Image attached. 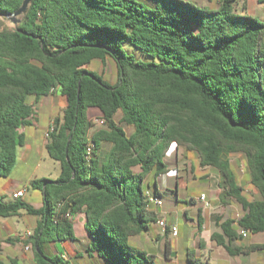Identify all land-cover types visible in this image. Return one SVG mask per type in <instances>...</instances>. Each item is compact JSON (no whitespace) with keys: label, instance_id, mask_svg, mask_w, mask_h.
I'll list each match as a JSON object with an SVG mask.
<instances>
[{"label":"trees","instance_id":"trees-1","mask_svg":"<svg viewBox=\"0 0 264 264\" xmlns=\"http://www.w3.org/2000/svg\"><path fill=\"white\" fill-rule=\"evenodd\" d=\"M216 1L208 9L185 0H32L22 22L0 32V178L10 175L25 143L19 130L33 116L28 99L56 90L66 99L45 147L59 175L31 182L42 205L0 197V218L22 211L40 217L24 241L35 264H69L43 250L46 241L75 240L65 212L84 214L85 252L100 264H156L131 241L139 245L137 238L158 221L150 195L162 196L157 179L169 172L165 155L172 146L214 169L217 202L242 210L236 221L219 219L220 232L210 240L230 256L264 250L233 246L242 239L235 224L264 234V22L240 0ZM21 3L0 0V17ZM124 45L151 60H136ZM93 61L109 62L116 81L91 70ZM92 110L104 126L90 134ZM232 154L244 157L255 200L244 195ZM202 225L198 211V232ZM186 257L188 264H208L194 251Z\"/></svg>","mask_w":264,"mask_h":264},{"label":"crops","instance_id":"crops-1","mask_svg":"<svg viewBox=\"0 0 264 264\" xmlns=\"http://www.w3.org/2000/svg\"><path fill=\"white\" fill-rule=\"evenodd\" d=\"M193 3L197 7L200 8H210V9H215L218 7V2L216 0H185ZM240 6H243L245 9V12L254 17L258 18V20L264 22V0H240ZM28 104L32 105L33 108V116L28 119L29 121V126L22 127L19 132L23 133L25 136V143L23 146H20L17 148L16 151V163L14 165V168L12 169L11 173L18 170L19 167H27L30 163L31 160L33 159L34 155L41 154L46 152V144H47V139L45 138V133L47 129L49 128L50 124L55 121L57 118H60L62 116V111L66 106V99L63 95H61L57 90L49 95H46L42 98H40L37 102H34L33 98H31L28 101ZM47 107L50 108L52 112H50V116L47 120V126L42 130L41 132L39 131L40 127V116H39V110L40 107ZM56 108L58 110L57 115H53V109ZM96 115L95 111H90L89 116L90 119L92 120V116ZM98 116V114H97ZM47 154V152H46ZM48 155V154H47ZM170 156H174L176 161H180V159L184 156L186 158L184 151L182 149H176L175 146H172L168 152L165 155V159H167ZM50 158V157H49ZM58 164V163H57ZM198 165L195 163L191 165L188 169L186 168L185 161L180 163V165L176 166L174 170V176L176 178V188L174 191V201H175V206L177 205V199H178V192L177 188L181 186H185V181H198L199 178H202L204 176L207 177L209 173L208 168H201V171H206L204 172L201 176H197L196 172V167ZM183 167V168H182ZM60 172V169H59ZM10 173V175H11ZM33 173V172H32ZM170 173V168L169 172ZM9 175V176H10ZM59 175V174H58ZM58 175L54 178L56 179ZM32 174L29 176H26V183L24 188H20L19 186L21 182L17 183H11L7 182L3 185L2 191L4 198L3 201L9 202L13 201L14 199L12 198V195L18 191H27V186L28 184H31L32 182ZM161 177V176H160ZM159 177V178H160ZM158 178V179H159ZM34 179H37L35 177ZM33 179V180H34ZM51 179V180H54ZM157 179V182H158ZM13 182V180H11ZM199 182H203L202 180ZM158 184V183H157ZM158 191L161 193L159 190V185H158ZM215 192V193H214ZM24 195L20 198L22 199ZM162 195V193H161ZM201 195H204V200H201L200 197ZM163 196V195H162ZM162 196L160 197V200L162 199ZM218 199V189L216 191H213L210 187V189L206 192L201 191L199 194H195V196L191 199L189 204H186V208L180 210V209H174V210H169L165 209L162 210V208L156 207L157 213H158V220L161 218L165 219V223L167 224L168 227H170L171 224H177V219H178V214H181L183 217L184 221H188V216H187V211H190L191 209L201 211V221L203 222L202 225V230L201 232H198L197 230V218L195 219L196 222L191 220L190 222L192 223V234H193V248H191L188 251H194L196 256H199L204 258V253L208 256L209 259L211 258H218V257H223L225 255L221 254L219 250H224L222 247L216 245L214 242L210 240V236L212 233H218L220 232L218 230V220L221 219L223 220L224 218L222 215L218 216V205L213 206L212 202L213 200ZM23 200V199H22ZM24 201V200H23ZM26 202V201H25ZM162 202V200H161ZM218 203V202H217ZM30 204V203H29ZM34 206L33 204H31ZM42 203L39 206H34L36 208L40 207ZM207 205V206H206ZM162 206V205H161ZM160 206V207H161ZM182 211V213H181ZM215 211V212H214ZM21 213V212H20ZM25 216L23 217V222L25 223V229L24 232L20 233L17 232L15 229V226L13 223L10 222V217L9 218H0V255L2 260L5 263H9L10 261H13L14 264H35L33 260L31 259L32 252L29 250L27 251L25 249V245H27L24 241L29 237L26 236V234L32 235L37 223L40 220V217L36 216H30V215H23L20 214L19 216ZM18 216V215H17ZM73 221H72V230L74 233V241H46L43 244V250L44 253L49 256H59L61 257L65 262L70 263V261L74 258H76L78 255L82 254L80 250H78L77 245L75 244V241L78 242V239L85 245L82 246V248H86L88 243H89V236L85 230L84 224H85V217L83 213H77L73 216ZM16 218V217H15ZM158 224V223H157ZM178 225V224H177ZM159 226V225H158ZM161 229V227L159 226ZM170 231V229H169ZM157 235L154 237L152 240V244L154 246H159L160 243L164 242V250L162 251L161 249L157 248L156 250L151 248L152 244L147 245L145 248L143 247L148 253L152 254L155 256V259H158L160 261L166 262V264H173L174 263V257H176V254L173 253V249L171 247V241H170V236L167 235L165 237L164 231L163 235L160 233H156ZM180 236L179 228H178V234L176 238ZM249 236V235H248ZM247 236V237H248ZM6 239H17L15 242H5ZM164 240V241H163ZM166 242H169V251L168 253L166 252ZM202 243L203 247L200 246ZM249 247V246H248ZM83 248V250H84ZM155 250V251H154ZM14 251H19L21 255H16ZM186 252V253H187ZM224 252H226L224 250ZM87 254V253H86ZM226 254H228L226 252ZM243 254H240L241 256ZM249 255V254H248ZM229 257H232L235 259V263L232 262V264H242L240 261V258L238 255L236 256H230L229 254L227 255ZM187 258V257H186ZM208 259V260H209ZM204 261L208 262L207 259ZM187 263V259H186ZM188 264V263H187ZM248 264H260V262H249Z\"/></svg>","mask_w":264,"mask_h":264},{"label":"rangeland","instance_id":"rangeland-1","mask_svg":"<svg viewBox=\"0 0 264 264\" xmlns=\"http://www.w3.org/2000/svg\"><path fill=\"white\" fill-rule=\"evenodd\" d=\"M258 19V18H257ZM14 24L9 21L8 19L4 17H0V32L7 29H13ZM124 50L131 56H133L136 60L143 61V62H148L151 59L147 56H144L140 54L137 50L133 49L130 46L124 45L123 46ZM89 68L98 74H101L103 78L108 81L109 83H114L116 81V74L115 71L112 67V65L109 62L101 63L99 61H93ZM31 98L28 99V101ZM39 116H40V129L39 131L41 132L46 128L47 126V120L50 116L51 109L47 107H40L39 110ZM59 112L56 108L53 109V115H57ZM92 121L93 119L97 118V113L96 115L92 116ZM196 156H194V159L190 158H184V156L180 159V161H176L174 156H170L167 159H165V162L168 165V169L170 168V173L169 174H164L158 179V185H159V190L162 193V206L159 208H162V210L169 209V210H174L180 209L182 210L183 208L185 209L186 204L188 205L191 199L195 196V194H199L201 191L206 192L210 189L213 191H216L218 189L217 187V182H218V174L217 172L212 169L208 168L209 173L206 176L199 178L198 181H191L187 180L185 181V186H181L177 188V205L175 206V201L173 199L174 197V191L176 188V178L174 176V170L176 166L180 165V163L185 161L186 168L188 169L191 165L197 164V159H195ZM231 159V165L233 170L235 171V174L237 176L238 182L240 186H242L244 190V195L247 196L249 200H255L258 198L257 192L251 188L249 183L247 182V175H246V168H245V159L241 154H232L230 155ZM183 168V167H182ZM33 172V173H32ZM196 172L197 176H201L204 172L206 171H201V168L199 166L196 167ZM32 174V180L37 177V178H46V179H54L58 174H59V165L57 162L49 158V156L46 154V152L34 155L33 159L31 160V163L27 167H19L18 170L14 171L11 173L10 176L7 178H0V196L4 198L3 195V185L7 182L11 183H19L21 184L19 187L22 189L25 187L26 181V176H29ZM13 180V182L11 181ZM203 182H199V181ZM27 186V191L25 192L24 197L22 198L24 201L27 203L33 204L34 206H39L42 203V194L41 192L35 190L32 188L31 184L26 185ZM215 193V192H214ZM218 194H219V189H218ZM213 206L218 205V216L222 215L224 219H231V220H238L241 215H242V210L238 204L235 202H229L227 205L222 206L217 203V199L213 200L212 202ZM156 208V207H155ZM215 212V211H214ZM182 213V211H181ZM20 214L25 215L26 213L22 211ZM19 214V215H20ZM13 216L10 217V222L14 224L15 229L17 232H24L25 229V223L23 222V217L25 216ZM187 216H188V221H184L183 217L181 214H178V219H177V226L179 228L180 236L178 238L174 237L171 235L169 231V235H171L170 241H171V247L173 249L172 254H176V257H174V263L173 264H187L186 263V252L187 250H190L193 248V234H192V223L190 222L193 220L196 222L197 218V210L191 209L190 211H187ZM16 217V218H15ZM158 219V218H157ZM234 227L237 229L238 233V228L236 224ZM156 233H160L163 235V229L159 228L158 224H154L151 226V231L150 234L147 236H140L137 238L136 242L139 244H135L134 241L132 240L131 243L136 246H140L139 248H144L147 245L152 244V240L154 237L157 235ZM1 236V232H0ZM81 240V239H80ZM78 239V242L75 241V244L78 247V250L82 254L78 255L76 258L72 259L69 264H100L97 259L89 257L86 252L85 248L83 250L82 246H85L81 241ZM164 241V240H163ZM251 245H264V234H258V235H251L249 234L248 237H242V239H239L233 243L234 247H239L241 249H247L248 246ZM151 248L153 249H161L162 251L164 250V242L160 243L158 246H154L152 244ZM143 249V248H142ZM145 250V249H144ZM154 250V251H155ZM221 254L225 255L223 257H218V258H211L209 259L206 253H204V259L208 261V264H232V262L235 261L234 258L227 256L226 252L224 250H219ZM16 255H21L19 251H14ZM249 254V255H248ZM248 254H243L239 257L240 261L242 264H248L249 262H260V264H264V250L263 249H258L255 251L248 252ZM0 258L2 259L1 255ZM209 259V260H208ZM30 261L33 260L32 256ZM156 264H166L164 261H160L158 259H155ZM235 263V262H234Z\"/></svg>","mask_w":264,"mask_h":264},{"label":"built area","instance_id":"built-area-1","mask_svg":"<svg viewBox=\"0 0 264 264\" xmlns=\"http://www.w3.org/2000/svg\"><path fill=\"white\" fill-rule=\"evenodd\" d=\"M91 123H92V128H90V134H91V131H93L94 129L96 128H100L102 126H104V121L103 119L97 117L95 119H93V121L91 120ZM54 131V121L50 124L49 128L47 129L46 133H45V138L48 139L49 135ZM93 151V144L92 143H89L86 147V154H87V157H90L91 156V153ZM24 195V191H18L16 193H14L12 195V198L13 199H19L21 198L22 196ZM201 200H204V195H201L200 197ZM150 201L156 206V207H160L162 205V202L160 200V198H157V197H154V196H151L150 195ZM60 206V205H58ZM207 206V205H206ZM62 217L64 219H67L68 221L72 222L73 221V216L69 214V212H65L62 214ZM158 225L163 229V231L166 229L167 227V224L165 223V219L164 218H161L160 220L157 221ZM170 233L172 236L176 237L177 234H178V226L177 224H171L170 227ZM238 234L241 235L242 237H247L249 235V232L243 230V229H238ZM26 236H30V234H26ZM25 249L27 251H31V245L30 244H27L25 245Z\"/></svg>","mask_w":264,"mask_h":264},{"label":"water","instance_id":"water-1","mask_svg":"<svg viewBox=\"0 0 264 264\" xmlns=\"http://www.w3.org/2000/svg\"><path fill=\"white\" fill-rule=\"evenodd\" d=\"M31 3L32 0H22L20 7L13 14L7 15L4 18L11 21L14 27L18 26L27 15Z\"/></svg>","mask_w":264,"mask_h":264}]
</instances>
